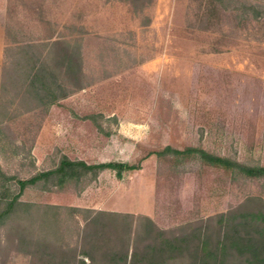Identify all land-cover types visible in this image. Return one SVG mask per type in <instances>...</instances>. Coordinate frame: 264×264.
<instances>
[{
	"label": "rangeland",
	"instance_id": "rangeland-1",
	"mask_svg": "<svg viewBox=\"0 0 264 264\" xmlns=\"http://www.w3.org/2000/svg\"><path fill=\"white\" fill-rule=\"evenodd\" d=\"M243 3L264 8V0H228L209 17L205 0H154L142 9L129 0H8L0 9V82L5 46L14 40L79 37L85 87L48 112L27 111L21 98L10 104L15 116L0 121L3 171L27 178L63 155L141 161L122 176L106 168L78 184L42 180L21 199L144 214L170 227L226 211L250 194L264 198V177L195 157L148 155L168 144L194 145L264 164V13L232 9ZM6 184L19 189L15 180ZM77 220L84 223L81 213Z\"/></svg>",
	"mask_w": 264,
	"mask_h": 264
},
{
	"label": "trees",
	"instance_id": "trees-1",
	"mask_svg": "<svg viewBox=\"0 0 264 264\" xmlns=\"http://www.w3.org/2000/svg\"><path fill=\"white\" fill-rule=\"evenodd\" d=\"M129 1L135 9H142L154 0ZM227 1L205 0V11L212 17V10L228 8ZM232 9L250 11L255 18L264 13V8L254 3ZM150 22L151 17L145 15L143 24ZM6 32L12 36V29L7 27ZM14 41L13 47L5 46L1 122L15 116L9 106L16 98L22 99L27 111L48 112L61 98L85 87L79 37ZM150 154L195 157L247 178L264 177V164L247 163L202 146L177 148L168 144ZM140 167L141 161L89 163L63 155L55 167L19 178L5 173L0 165V264H12L16 259L26 264H264V198L258 195H247L226 211L170 227H161L144 214L21 199L29 185L42 180L46 185L64 186L69 181L78 184L88 174L97 176L106 168L122 176L124 171ZM11 180L17 182V191L6 184ZM78 213L83 224L77 220Z\"/></svg>",
	"mask_w": 264,
	"mask_h": 264
},
{
	"label": "crops",
	"instance_id": "crops-1",
	"mask_svg": "<svg viewBox=\"0 0 264 264\" xmlns=\"http://www.w3.org/2000/svg\"><path fill=\"white\" fill-rule=\"evenodd\" d=\"M0 9H8V0H0ZM4 40H5V33L2 24V18L0 16V62L3 60V56H4Z\"/></svg>",
	"mask_w": 264,
	"mask_h": 264
}]
</instances>
